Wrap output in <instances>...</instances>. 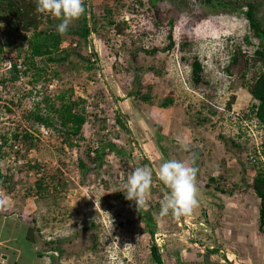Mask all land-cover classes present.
<instances>
[{
  "label": "rangeland",
  "instance_id": "obj_1",
  "mask_svg": "<svg viewBox=\"0 0 264 264\" xmlns=\"http://www.w3.org/2000/svg\"><path fill=\"white\" fill-rule=\"evenodd\" d=\"M102 1L91 0L97 12L101 10ZM131 1L124 0L120 4L127 5ZM184 1L190 8L189 12L176 2L168 0L161 4L163 17L160 24L148 0L136 6L135 13L128 7L122 9L117 17L119 22H126L124 34L112 31L111 37H107L93 32L90 37V48L99 58L98 68L91 72L81 70L80 73H63L62 79L56 78L47 84L40 82L36 86L28 84L25 77L6 88L8 94L5 103H8L11 112L7 107L1 109L0 137L15 131V126L24 127L25 114L37 105L46 107L42 102L45 96L57 100L62 91L72 88V100L78 102L79 98L86 99L88 120L82 137H76V141H68L65 137L60 139L58 132L66 133L61 127H58V132L51 131L49 137H41L33 127L31 130L36 132L42 142L36 141L35 148L26 157H20L23 164L28 161L34 163L35 160L44 162L49 173H57L60 169L61 174L56 175L65 178L67 184L42 201L27 191V195H24L27 183L20 191L24 192L19 196L25 201L23 205L27 213L24 222L39 227L37 245L48 249L45 240L51 239L56 243L61 242L55 248H64L62 258H56V261L44 258L41 264H155L151 256L149 227L140 219L135 202L124 200L125 194L122 192L131 171L145 166L154 171L146 203H149L148 208H153L151 215L160 221L156 234L163 244L161 252L166 264H204L208 255L202 243L208 247L216 246V238H219L220 247L227 250L230 257L225 262L222 257L209 256L214 264H264V233L259 230L261 200L254 188L247 185L253 182L258 169L248 160V155L257 142L259 144L264 139L263 124L251 111L255 100L246 84L254 83L253 77L262 69L261 62L255 67L253 65L258 40L252 39L251 45L245 41L246 35L250 34V27L244 17L212 13L207 9L200 10L197 6L191 10L190 3L195 2ZM170 8L177 10L173 30L166 18V11ZM3 26L6 27L5 22ZM170 33L175 45L168 50L165 48L170 43ZM184 43L188 45L182 49ZM112 47L119 52L118 71L111 69L112 62L116 60V55L110 53ZM145 48H158L159 51L150 55L142 51ZM132 50L137 54H132ZM235 50H241L244 56L239 58L236 65H232L231 73H228L227 65ZM15 56L16 52L11 49L0 57V77L10 76L8 68ZM196 58L204 65L205 81L198 85H195L191 75L192 63ZM37 62L39 67L44 65L42 59H37ZM138 66L142 69L155 66L162 69V74L156 76L134 71L133 67ZM30 72L32 74L33 70ZM135 73L142 76L143 91L152 89L153 95L157 97L153 104L134 102L129 97ZM103 86L108 88L103 96H91ZM168 95L174 96V104L163 108L160 102ZM118 109L123 114L134 116L131 122L134 138L126 129L114 123L115 110ZM102 117L108 118V124L104 127ZM205 118L208 121L201 123L200 120ZM199 123L203 125L198 126ZM157 130L161 132L159 142L162 148L168 149L167 154L160 150L155 136ZM221 135L225 136L227 142ZM133 139L137 140L135 143L139 150H134ZM100 140H103V145L113 142L129 149L133 160L126 158L127 162H124L122 157L107 150L105 163L98 166L95 173L89 174V183L82 184L79 160H87L88 149L100 145ZM181 142L187 143L188 150L181 146ZM17 144L19 149H12L9 145L1 149V154L5 151L3 156L0 155L3 171L14 166L12 163L18 157L17 150L21 149L20 154L25 153L24 143ZM193 157L195 164L200 165L196 178L197 196L202 206L204 204L207 207V220L204 211L200 210L202 207L193 219L186 216V220L178 224L170 214H159L164 193L158 185L161 182L157 180L156 172L164 161L176 159L188 162ZM219 174L223 176L221 188L231 193L218 191L216 183L210 185V192L214 191L212 197L220 205L202 190L209 175ZM34 175V170H25L19 179L23 182L33 181ZM20 185L17 182L18 189ZM33 217L35 221H32ZM12 227L16 232L18 230L17 239L20 242L25 240L27 229L20 222ZM214 227L219 235L214 234L215 230L212 231ZM8 229L6 227L3 230V237L7 235ZM19 254L22 264H39L26 244L19 248Z\"/></svg>",
  "mask_w": 264,
  "mask_h": 264
},
{
  "label": "trees",
  "instance_id": "obj_2",
  "mask_svg": "<svg viewBox=\"0 0 264 264\" xmlns=\"http://www.w3.org/2000/svg\"><path fill=\"white\" fill-rule=\"evenodd\" d=\"M166 1L168 0H149V5L156 11V20L159 24L162 20L161 17H163L162 12H160L162 11L161 4L165 3ZM169 1L171 3H178L179 6L184 9V11H190V8L187 7L184 0ZM191 1L192 0H189V2ZM121 2H123V0H103L99 8L101 10L97 12L94 9L93 2L92 9L90 10L88 0H84V5L86 8L85 15H83L80 19L73 21L66 34L60 35L56 29L57 25L61 21L49 14L38 13L36 11L35 0H0V23L5 22L7 25L6 29L0 26V57L4 56L6 51L11 49L16 52V56L13 58L10 76L0 77V114L2 107H7L6 109L11 112L10 107H8V103H5L7 100L6 94H8L6 88L10 84L18 82L21 76H23L22 78L27 77L28 84L36 86L40 82L47 84L53 79H62L63 73L72 71L80 73L81 70L91 72L93 69L98 68L97 64L99 58L97 53H95L93 49L90 48V35L92 32H98L101 35L105 34L107 37H111L110 33L112 31H115L116 34H124L126 31V22H119L117 15L119 16V13L125 7H128L131 12L135 13L137 10L136 8L140 5V3L143 4L144 0H137L135 2L131 1V3L127 5H121ZM193 2H195V4L192 2L190 3L192 5L191 10H194V6H197L200 10L207 9L212 13L241 16L244 17L248 22L250 34L246 35L245 41L251 45L253 43L252 39L258 40L259 45L255 50V57H253L255 64L253 65L255 67L258 65V62H261L262 67L261 65L260 67L262 69L261 71L256 72L257 75L253 77L254 83L246 82V84L247 89L255 100L251 107V111L255 113L258 120L261 122V124H263L264 129V0H193ZM261 12L263 13L262 16L260 15ZM166 13H168V16L166 17L168 19L167 23L169 24L170 29L173 30L176 21L175 14H177V10L170 8L166 11ZM171 34L172 33L168 35L170 43L165 48L168 50L172 49L175 45L173 36ZM111 41L112 40H110V43ZM187 45L188 44L184 43L182 45V49H185ZM142 51L150 55H155L158 53L159 49L145 48ZM110 53L116 55V60L112 62L113 64L111 69L112 71H118L119 52L115 50V47H112ZM131 53L137 54V52H134L133 50ZM241 56H244L241 55V50H235L227 65L228 73H231L230 70L232 65H236ZM136 57L137 56L134 58ZM20 58H23L22 63L26 67V69L22 71L23 74H21V71L18 69V60L20 61ZM37 59H42L44 65L39 67ZM51 66H53L54 70ZM192 67V78L195 85L205 81L203 75L204 65L198 58H196V60L192 63ZM31 69L33 70L32 74L30 72ZM133 69L137 72L142 71L156 76H161L162 74V69H158L155 66H150L146 69H142L140 66H138L133 67ZM29 74H31L30 77H28ZM141 78L142 76L139 75V73H135V79H133V83L138 85V89L134 92L133 86L130 90V95L133 96L132 100L135 102L136 99L141 103L153 104L156 100L155 98L157 97L153 95L152 89H148L147 92L143 91L144 81H141ZM105 90L108 91V88L103 86V88L98 91V95L93 93L91 96L101 97L104 95ZM72 93V88L62 91L57 96V100H54L49 96H45L42 102L46 105V107L42 108L37 105L34 110L25 114L24 121L26 123L24 124V127H19L20 125L15 126V131H9L7 136L5 133L0 137V152L4 145H9L12 149L14 147L19 149L17 144L19 142H22V144L24 143L25 145V153L22 152L23 154H20L21 149L16 151L18 157H16L12 163L14 166H10V173H4L0 166V185L5 190L6 194L17 192L21 193L20 191H23L21 188L24 187V183H27L25 194L24 192L22 193L27 195V191L29 195H34L38 200L42 201L45 197L53 196L61 186L65 187L67 185L65 178H61L60 176L56 175L57 173L61 174L60 169V171L58 170L57 173H49V168L44 162L35 160L34 163H32V161H28V163L23 164L20 162V157L23 155V157H26L27 153L31 149L35 148L34 145H36V141L42 142L35 133L38 132V134L41 136V128L43 126L47 127L49 132H57L58 127H61L64 130H68V134H73L74 136H78L82 133L83 127L88 120V117L86 116V99L79 98L78 102L76 100L73 101L71 99ZM174 101L175 99L173 95L165 96L160 102V106L169 107L174 104ZM76 105L80 107V109L77 111L75 109ZM115 111V117L113 120L115 121L114 123L127 130L128 127L126 119H128V117L124 118V115L122 116L118 110ZM107 121V117L101 118L103 127L108 124ZM207 121V118L200 120L201 123H205ZM201 123L197 125L202 126L203 124ZM33 127H35L36 132L31 130L34 129ZM159 128L160 126L158 129ZM54 134L55 133H52V135ZM159 135H161V132H158L155 136L157 138L158 145L160 146V150L164 154H167L168 149L162 148L159 142L162 136ZM220 137L225 138L223 135ZM100 141V145L94 148V156L90 154V150L88 149L86 154L87 160L83 158H80L79 160V178L82 184L89 183V174L93 172L95 173L97 171L96 168L105 163L107 148H110L113 152H115L118 157H122L124 162H127V159L129 158L133 160L132 152L129 149L123 148V146L120 147L119 145L111 142L109 144L106 143L103 145V140ZM225 141L227 142L226 138ZM130 143L131 142L129 141L128 144ZM4 153L5 151L2 152V154L0 153V155L3 156ZM248 156V160L250 159L251 164H253L254 167L257 166L258 168L257 174L253 178V182L247 185L254 188L256 196L261 200L259 206V230L264 233V140L261 144V148L260 146H255L254 150L250 152ZM190 161L191 160L188 159V162ZM131 166L133 167L134 165ZM195 166L198 168L199 173L200 165L195 164ZM25 170L35 171V179H33V181L23 182L19 179L20 174ZM222 178L223 176L221 174L216 176H208V182L203 185L204 187L202 189L208 194V198L213 199L212 195L214 194V191H212L213 193L210 192V185L212 183L217 184L216 189L218 191L224 194L230 193V191L227 189L221 188L220 182ZM244 181L247 183L246 180ZM17 182L21 184L19 189L17 188ZM197 182L198 180H196V184H198ZM124 200L126 199L124 198ZM213 202L220 205V202H217L214 199ZM152 209L153 208H150L147 211L145 208H141L138 210L136 207L140 219L146 224L147 227H149L152 238L151 256L153 261L155 264H166L163 255L154 239V234L156 232V222H154L153 216L150 217L149 215L152 212ZM202 209L206 217L207 207L205 206V209ZM201 214L203 216V213ZM175 220L178 222V218H175ZM32 232L33 231L31 230L30 233ZM32 237L30 236L28 247L34 251L36 244L35 239ZM59 242L60 241H57V243L54 241H46L45 244L48 249L43 254L39 252L38 256L47 254L53 261H56V258H62L64 254V248L57 247V249L54 250V248L58 246ZM55 252L60 254L56 256ZM215 252H219V250L215 248L213 250L209 249L208 252H206L208 256L206 261H203L204 264H214V261L209 258V254Z\"/></svg>",
  "mask_w": 264,
  "mask_h": 264
},
{
  "label": "clouds",
  "instance_id": "obj_3",
  "mask_svg": "<svg viewBox=\"0 0 264 264\" xmlns=\"http://www.w3.org/2000/svg\"><path fill=\"white\" fill-rule=\"evenodd\" d=\"M135 1H137V0H133V2H135ZM35 2H36V11L38 13L49 14L52 17L57 18L61 21L57 25V29H56L58 34H60V35L66 34V32L69 29V26L73 23V21L80 19L86 13L84 0H35ZM148 2H149V0H148ZM88 4H89V9L91 10V8H90L92 6L91 0H90V2L88 0ZM3 23L4 22L1 23V27L6 29L7 25H6V27H4ZM92 34H93V32H92ZM91 35H90V37H91ZM0 39H1V37H0ZM258 45H259V43H258ZM258 45H257V47H258ZM148 49H150V48H148ZM11 60H12V58H11ZM225 60L226 59H224V61ZM12 61L9 64V68H8L9 72L12 68V64H13ZM22 61H23V59H21V58H20V61L18 60V69L21 71V74H23L22 71L26 69V67L24 66ZM192 70H193V67H192ZM191 75L193 76L192 73H191ZM22 77L23 76H21L20 79H23ZM50 86H52V84H50ZM130 86H131V84H130ZM132 87H133L134 92L138 89L137 84H132ZM128 94H129V97L132 99L133 96L130 95V91L128 92ZM74 100L75 99H73V101ZM136 101L139 102L138 100L135 99V102ZM139 103H141V102H139ZM144 104H147V103H144ZM133 105L136 109H138L135 106V103H133ZM116 108H117V106H116ZM163 108H166V107H163ZM75 109L77 111L80 109V107L78 105H76ZM118 111L120 112V114L122 116L124 115V118L128 117V119H126L127 127H128L127 131L130 134H132L131 137L134 138L133 137V135H134L133 134V127L131 125V122H132L134 116L132 114L131 115H128L126 113L123 114L120 109H118ZM43 128L48 130L47 127L43 126L41 128V132H42L41 137L42 136L48 137L51 134V131L49 132L48 135H45L42 131ZM159 130H160V128H159ZM65 131H66V133L64 132V134H61L60 132L57 131L60 139L62 137H65L68 141L69 140L76 141L75 140L76 137H82L84 127L82 130V133L78 136H74L73 134H68L67 133L68 130H65ZM157 133H158V131H156V134ZM261 138H262V136H261ZM263 140L259 144L257 142V147L260 146V148H261V144L263 143ZM135 141H137V140L133 139V142L135 144V146L132 144L133 148H134V150H139V146L135 143ZM109 143L110 142H108V144ZM111 143H113V142H111ZM66 145H67V143L64 144L65 147H66ZM97 146H99V145H97ZM181 146L185 150H188L187 143L181 142ZM95 147L96 146L89 149L90 154L92 156L95 155V151H94ZM107 150H111V149L107 148ZM107 150H106V155L108 154ZM111 153L115 154V152H113L112 150H111ZM152 171H153V169L151 170L150 168H148L146 166L145 167H136L131 171V173L128 175L127 181L123 184V191L122 192H124V194H125V199L129 200V201H134L138 210H140L141 208H145L148 211L150 209V208H148V204H146V202H147L146 198H147V194H148V192L151 188V185H152ZM3 172L6 174H7V172L10 173L9 169H7L6 171H3ZM197 173H198V168L195 166V157H193V159L190 162H185V161L176 160V159H170V160L164 161L160 165L158 171L156 172V177H157V180H159L161 182V184L159 183L158 185L162 189V192L164 193L163 198L160 201V213L159 214L161 216H166V215L170 214V217L173 218L174 220H175V218H178V222L176 220L175 221H176V223L180 224L181 218H179V217L185 216V215H190L193 213L194 209L198 206V199H197L198 188H197V184H196ZM4 194L7 195L5 193V190L0 185V195H4ZM19 195H22V193H19V192L15 193V196H17L19 199L18 205H19V208L21 209L20 217H21V219H23V221H25L26 216H27V213H25V207L23 205V203L25 201L20 199L22 196H19ZM22 211H24V212L22 213ZM151 213L149 214L150 217L153 216V215H151ZM29 215H31V214H29ZM11 217H13V216H11ZM206 217H207V212H206ZM12 219L14 220L15 217H13ZM34 219L35 218L33 217L32 221H35ZM153 219H154V222H156V228L155 229H157V226L159 225L160 221H159V219H157L155 217H153ZM23 224L27 225L26 228H29L27 235L24 236L25 240H23L21 242H20V240H14V241H12V243L18 242V244L21 245V247L23 246V244H26L28 246L30 236L31 237L33 236L32 238L35 239V244H36V247H35V250L33 251V253L38 258H42V259L50 258L51 259V257H49L47 254L43 255V256H38L39 252L41 254H43L47 250V249L44 250V248H41L37 245V242H39L37 240V232L39 231L38 230L39 227L36 228L35 225H29L26 222H24ZM31 230L33 231L32 233H30ZM40 233H41V230H40ZM156 233L157 232H155V234H154V239H155V242L157 243V246L159 247L160 252H161L163 250L162 249L163 244H161L159 242V239H158ZM39 237H41V234L39 235ZM46 241L47 240H45V242ZM48 241H52V240L48 239ZM7 242L9 243V240ZM202 245L204 246L205 244L202 243ZM204 247H205L204 252H208L209 249L210 250H213L215 248L217 249V246L210 248L206 245ZM56 249L57 248H54V250H56ZM218 253L219 252L210 253L209 255L215 258V256L218 255ZM55 255L58 256V252H55Z\"/></svg>",
  "mask_w": 264,
  "mask_h": 264
},
{
  "label": "crops",
  "instance_id": "obj_4",
  "mask_svg": "<svg viewBox=\"0 0 264 264\" xmlns=\"http://www.w3.org/2000/svg\"><path fill=\"white\" fill-rule=\"evenodd\" d=\"M200 172V170H199ZM198 195V194H197ZM198 199V196H197ZM19 199L17 196H15V193H10L9 195H0V235L2 236V239L0 238V264H22V257L19 254V248L21 247V245L18 244V242L12 243V241L14 240H19L17 239V232L16 229L13 228L11 225L16 226V224H18V222H20L22 224L23 227H27V225L23 224L24 221L21 219L20 215H21V209L19 208ZM198 208L194 209L193 213L190 215H185V216H181L179 218H181L180 222L182 220H186V216H189L193 219V216L196 214V212L200 209V208H204V204L202 206V202L200 199H198ZM201 210V209H200ZM201 214V211H200ZM202 215V214H201ZM15 217V219L13 220L12 218ZM188 217V218H189ZM206 218V217H204ZM207 220V218H206ZM201 224H203L205 226V224L202 222ZM8 227V232L7 235L3 237V230ZM27 229V233L29 228ZM215 230V227L212 231ZM26 233V235H27ZM215 235H219L218 230L214 231ZM9 240V243L7 242ZM217 249L219 250L218 253V258L222 257V261L228 260L227 258L230 257V254L227 252V250H224L223 248H221V244H220V240L219 238H216L214 240ZM218 243V245H217ZM204 244V242H203ZM206 246V245H204ZM215 247V246H210V248ZM35 256V260L39 261V264L42 263V258H38L35 254H33ZM210 256V255H209ZM216 258V257H215ZM44 264H48V262H44Z\"/></svg>",
  "mask_w": 264,
  "mask_h": 264
},
{
  "label": "built area",
  "instance_id": "obj_5",
  "mask_svg": "<svg viewBox=\"0 0 264 264\" xmlns=\"http://www.w3.org/2000/svg\"><path fill=\"white\" fill-rule=\"evenodd\" d=\"M42 131H43V133H44L45 135H48V134H49V131H48L47 129H45V128H43Z\"/></svg>",
  "mask_w": 264,
  "mask_h": 264
}]
</instances>
